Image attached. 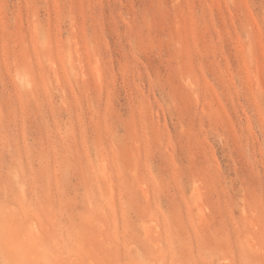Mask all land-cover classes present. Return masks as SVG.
<instances>
[{
  "label": "rangeland",
  "instance_id": "1",
  "mask_svg": "<svg viewBox=\"0 0 264 264\" xmlns=\"http://www.w3.org/2000/svg\"><path fill=\"white\" fill-rule=\"evenodd\" d=\"M0 264H264V0H0Z\"/></svg>",
  "mask_w": 264,
  "mask_h": 264
}]
</instances>
